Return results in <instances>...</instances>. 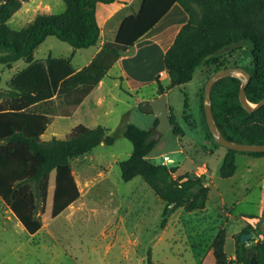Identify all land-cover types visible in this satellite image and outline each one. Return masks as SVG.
<instances>
[{"label": "trees", "instance_id": "16d2710c", "mask_svg": "<svg viewBox=\"0 0 264 264\" xmlns=\"http://www.w3.org/2000/svg\"><path fill=\"white\" fill-rule=\"evenodd\" d=\"M64 1L65 10L40 11L27 25L13 28L8 21L24 0H0V62L10 65L20 58L30 60L11 79L7 97L0 93L3 96L0 101V197L30 234L42 228L38 198L44 208L52 174L55 176L52 215L57 216L81 196L71 159L102 143L113 144L116 139L104 125L90 127L80 123L64 138L44 140L41 135L52 116H71L122 54L175 4L187 18L181 21L164 55L169 82L164 84L160 73L155 78L158 95L192 80L200 65L208 66L210 76L221 68L238 66L237 62L232 65L227 62L224 50L250 41L254 47L252 65L245 67L251 74L246 86L247 98L258 103L264 97V0H141L139 9L123 18L115 39L106 41L83 67L76 68L72 57L50 55L45 60L31 61L36 49L50 35L74 48L97 45L103 37L98 4L119 0ZM242 83V74L222 76L215 82L212 100L216 125L230 140L264 143V105L253 111L245 108L240 98ZM138 106L142 111L153 112L150 100L140 101ZM170 114L174 133L183 134L172 111ZM158 121L157 117L149 129L133 122L126 125L124 135L132 141L133 152L120 162L122 178L128 181L142 176L166 201L165 213L181 206L187 211L206 208L209 186L202 185L199 191L195 190L201 178H192L188 173L176 177L178 164L150 157L161 134ZM239 153L264 156V151L227 148L220 168L222 176L235 174ZM263 217L264 213L243 215L246 224L234 234L237 264H264ZM249 232L254 235L243 241L242 234ZM227 237V229H221L213 241L218 264H228ZM248 242L253 244L249 246ZM147 264H152L151 258Z\"/></svg>", "mask_w": 264, "mask_h": 264}, {"label": "rangeland", "instance_id": "374dc122", "mask_svg": "<svg viewBox=\"0 0 264 264\" xmlns=\"http://www.w3.org/2000/svg\"><path fill=\"white\" fill-rule=\"evenodd\" d=\"M140 3L141 0H119L98 4L104 40L115 38L120 20L138 10ZM65 8L64 0H24L8 22L13 28H21L40 11L61 12ZM112 11L117 13L108 16ZM177 17L182 23L187 14L181 10ZM97 45L74 48L50 35L36 49L31 61L45 60L50 55L72 57L73 65L79 68L88 63ZM239 45L224 52L227 62L251 66L253 42ZM155 58L157 61L158 56ZM29 63L25 58L10 65L0 62V93L4 97L11 89V79ZM118 70L113 68L104 84L88 97L86 105L92 102L89 111L53 115L42 135L44 140L64 138L80 123L90 127L101 124L109 128L115 142L102 143L71 159L81 196L57 216L52 215V174L44 208L38 198L43 225L35 234L26 230L0 197V264H147L149 258L152 264H218L213 241L221 229L228 231V264H237L234 234L240 232L243 219V215L237 214L252 212L256 207L261 190L255 185L264 176V156L239 153L235 174L221 175L227 148L216 140L207 120L202 94L211 72L208 66L200 65L192 80L166 91L169 109L184 133L178 135L172 127L161 132L150 157L162 161L164 155H169L174 158L169 163L179 165L174 176L188 173L192 178L206 179V186L210 182L207 209L187 211L181 206L165 213L166 201L142 176L124 180L120 165L133 152L132 141L124 135L126 125L133 122L145 129L154 125L155 112L142 111L138 105L158 96L157 83H147L136 90L127 79L114 76ZM160 76L167 84L168 75ZM238 199L240 202L235 204ZM228 210L234 215H229Z\"/></svg>", "mask_w": 264, "mask_h": 264}, {"label": "crops", "instance_id": "0c3cea01", "mask_svg": "<svg viewBox=\"0 0 264 264\" xmlns=\"http://www.w3.org/2000/svg\"><path fill=\"white\" fill-rule=\"evenodd\" d=\"M181 10H183V9L178 4H175L173 6V8L150 31H148V33L146 35H144V37H142L140 40H138L134 45L129 47L122 54V56L112 66V68L109 70V72L106 75H108L113 68L118 67L119 70L117 72H115L114 76L120 77L121 79H124V80L127 79L129 81L131 87H134L136 90H140L147 83L152 84V83L156 82L155 78H156L158 73H161L164 77L166 75H168L166 68H165L164 55H165L167 48L173 42L176 33L179 31V29L182 25V23H180V20L177 17V15L180 14ZM116 13H117L116 11H112L108 16L111 17ZM170 15H172V17L167 18ZM123 18L118 23L117 30H118L120 23L122 22ZM108 21H109V19H108ZM101 25H102V23H101ZM115 28H116V26H113L112 30L113 29L115 30ZM116 33H115V37H116ZM106 41H109V40H104V35H103L102 40L97 45V48H96L95 52L93 53L91 59L88 61V63L100 51V49L102 48L103 44ZM156 56H158L157 61L155 60ZM153 59L155 60V63H154ZM88 63H86V64H88ZM79 68H81V67H79ZM106 75H105V77H106ZM104 78L100 81V83L95 88H99L104 84ZM168 80H169V76H168ZM93 90L84 99V101L74 110V112L76 111V112L85 113L86 111H89L90 108H92V105H91L92 102L90 104H88V106H87L86 101H87V99H89L88 97H90ZM156 118H157V116H155V118H154V123H155ZM42 135H41V137H42ZM225 153H226V150L224 152V155H225ZM209 176H211L210 172H208L207 177H209ZM208 186H209V192H210V182H209ZM255 186L260 187L261 191H260V196H259L258 202L256 203V207L253 208L254 211H252V212H248V211L244 212L243 211L241 214H237V216H242L244 214H254L257 216H261L264 213V176L257 181ZM239 202H240V199H238L235 204H237ZM225 207H227V206H225ZM205 209H207V205H206ZM227 213L229 215H234V213L231 210L230 211L228 210ZM245 224H246L245 219H242V228L245 226Z\"/></svg>", "mask_w": 264, "mask_h": 264}, {"label": "water", "instance_id": "95a60500", "mask_svg": "<svg viewBox=\"0 0 264 264\" xmlns=\"http://www.w3.org/2000/svg\"><path fill=\"white\" fill-rule=\"evenodd\" d=\"M232 46L226 48L224 50L227 51V49L232 48ZM242 73V86L240 90V98L242 101V104L245 108H247L249 111H253L262 105H264V97L258 102V103H252L247 98L246 93V86L249 83L251 79L250 72L243 66H229L225 68H221L217 71H215L207 80L206 86H205V113L207 116V120L209 123V126L211 128L212 134L216 138V140L226 146L227 148H233L237 150L242 151H264V143H248V142H239V141H233L228 139L226 136H224L218 129L216 122H215V116H214V110H213V100H212V91L213 87L215 85V82L222 76L226 75H239ZM150 104L153 108V111L155 112L156 116L158 117L159 121L157 124V129L160 132H164L167 129L173 127V122L171 119L169 104H168V94L167 92H163L159 94L157 97L152 98L150 100ZM204 179L202 182H199L195 190L199 191L202 185H204ZM173 203H171L172 205ZM261 229L264 232V217L261 224ZM254 232L244 233L242 234V240L246 241L249 237L253 236Z\"/></svg>", "mask_w": 264, "mask_h": 264}, {"label": "built area", "instance_id": "2783aa9c", "mask_svg": "<svg viewBox=\"0 0 264 264\" xmlns=\"http://www.w3.org/2000/svg\"><path fill=\"white\" fill-rule=\"evenodd\" d=\"M170 161H174V158H172L171 156L169 155H164L163 157V163H169Z\"/></svg>", "mask_w": 264, "mask_h": 264}]
</instances>
